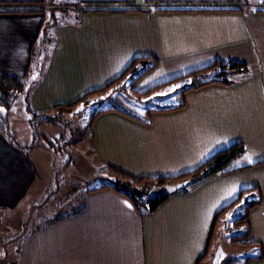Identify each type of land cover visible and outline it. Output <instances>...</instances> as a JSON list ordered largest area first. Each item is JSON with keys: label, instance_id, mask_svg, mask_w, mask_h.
I'll use <instances>...</instances> for the list:
<instances>
[{"label": "crops", "instance_id": "0c3cea01", "mask_svg": "<svg viewBox=\"0 0 264 264\" xmlns=\"http://www.w3.org/2000/svg\"><path fill=\"white\" fill-rule=\"evenodd\" d=\"M83 1V23L59 29L67 44L60 40L33 93L40 111L106 86L142 56H155L159 64L134 84L137 92L219 62L248 66L247 75L227 74L231 84L181 91V99L170 103L185 104L177 109L150 112L149 107L142 115L125 109L137 118L116 110L98 115L92 132L95 155L108 169L102 184L113 178L111 168L135 178L178 176L235 142H245L247 151L226 172L170 195L153 212L137 208L111 187L89 190L80 208L44 222L19 249L9 246L13 260L7 264H207L214 257L220 219L239 210L236 205L222 209L241 190L255 186L263 201L250 212L253 243L244 245L255 251L246 264H264V163L254 165L264 160V1ZM16 2L0 0V64L8 67L18 58L27 70L41 24L31 10L36 3ZM153 93L135 99L145 103ZM31 162L26 150L0 130V213L34 182ZM233 188L238 191L228 198ZM2 217L0 255L6 248L2 241L14 237L19 226L9 231ZM257 255L262 258H253Z\"/></svg>", "mask_w": 264, "mask_h": 264}, {"label": "rangeland", "instance_id": "374dc122", "mask_svg": "<svg viewBox=\"0 0 264 264\" xmlns=\"http://www.w3.org/2000/svg\"><path fill=\"white\" fill-rule=\"evenodd\" d=\"M18 1L17 4H13H27V2L19 3ZM30 1L36 3L34 5H37V9H39V11H34L36 14L34 18H37L41 25L38 28L36 41L30 47L31 53L27 62V70L21 67L24 60L22 62L18 58L8 67L3 66L4 63L0 64V73L15 75L23 79L22 88L18 90V97L12 103L10 110L8 111L5 107L0 106V122H2L4 116L9 117L8 127L12 138H14L12 141L20 144L33 143L35 137L32 117L36 116L38 112H50L58 115L64 123L59 125L37 124V131L46 135V138L42 139V143L46 145V148L38 146L34 149L25 148L37 175L34 176V182L29 188L21 192V196L18 197L17 201L12 202L6 208L7 211H1L0 216H3L2 220L6 221V224L2 223V226H6L9 231L18 224V222L16 223L17 220H22L27 210L30 212L44 207V213L38 215L34 223L37 221L46 222L49 219L53 221L59 216H63L72 208L78 207L84 197L86 199L88 188L97 187L107 181L104 175L108 172V169L98 161L94 151L93 132L89 126L91 114L95 108L94 105L79 103L72 108L59 112L54 108L40 111L32 102L33 93L48 72L50 59L54 50L60 44V40L67 44L66 34L62 32L60 35L59 29L68 25H81L83 14L87 13V11L81 10V2H83L82 4H86V2L83 0ZM249 1L258 3L264 0ZM51 3L54 5H51ZM87 3L92 4L89 0ZM140 71V69L135 68L133 74L135 75ZM239 73L247 75L248 68ZM186 81H190V79ZM184 83L185 81L168 84L155 92L154 95L167 92L175 85ZM107 92L100 93L98 97L107 96L109 91ZM180 99V88L167 96L157 95V97L148 99L149 101L145 103L137 101L135 97H129L124 92L115 91L112 93L111 98L104 100L103 106H118L142 115L146 113L149 107L156 108L158 105H168L172 101ZM82 105L84 106L82 111H77ZM4 134L6 135L5 132ZM7 138L9 139L8 136ZM55 147H60L61 150L56 152ZM61 181H65V183L59 187L57 184ZM70 183L71 187L68 186ZM242 212V210L236 209L232 211L231 217L230 214H225L220 219L213 236V252L215 253L218 247L222 246L227 253L223 262L225 264H246V256L255 251L253 247L237 243L232 238L234 233L241 230L237 231L238 228L231 224V220ZM235 239H241V237H235ZM9 259L13 260V257H9ZM211 260L207 264H211ZM2 261L3 258L0 257V262ZM9 262L8 260V262L2 263L7 264Z\"/></svg>", "mask_w": 264, "mask_h": 264}, {"label": "trees", "instance_id": "16d2710c", "mask_svg": "<svg viewBox=\"0 0 264 264\" xmlns=\"http://www.w3.org/2000/svg\"><path fill=\"white\" fill-rule=\"evenodd\" d=\"M31 10L39 11V9L37 8L31 9ZM158 64H159V59L156 58L155 56L138 57L132 62L130 66H128L125 69L124 72H122V74H120L110 83H108L106 86L100 89H97V90L87 92L83 96H81L79 99H77L76 101L70 104H59L55 106L54 109H57L60 112L62 110H67L69 108H72L73 106L79 103L83 105H91V104L94 105L95 108L92 111L90 124H89V126L92 129V124L94 122V119L101 113L105 111H109V110L120 111L134 118H137L136 116L132 115L131 113H129L128 111H126L125 109L121 107H118V106L104 107L103 106L104 100L111 98L112 93H114L115 91L124 92L130 97L137 96V99L141 101L142 94L150 95L152 94V92L155 93V91L157 92L161 90L164 86L168 84L171 85V83L185 81V83L182 84V87H180V90L183 93L187 90L196 89L203 85L209 84V83L199 84L197 81V78L201 76V74L203 73L208 76V74L211 73L212 70L219 68V67L226 68L228 69V71L225 73H221L217 79L213 80L210 83L231 84L233 80L229 79L227 77V74L247 70V64H244V63H239L236 61L219 62L204 70L190 72L188 74L182 75L173 80H169L161 84H158L145 92H137L136 90H134L133 88L134 84L144 74L155 69L158 66ZM135 68H138L141 71L134 75L133 70ZM188 79H190V81H186ZM22 83H23V79L21 77H17L15 75H10L6 73H0V106L5 107L8 111L10 110L12 103L18 97L17 92L18 90L22 88ZM105 91L106 92L109 91V94L107 96H104L103 98L98 97L100 93L105 92ZM154 93H153V97H157V95L156 94L154 95ZM158 96H161V95H158ZM184 105L185 104L183 102H181L178 105L168 104V105H163V106H158L156 108H152L149 111L152 112V111L172 110V109L183 107ZM8 123H9V117L6 115L4 116L2 122H0V130L6 133V135L9 137V140H11V142H14L12 141L14 138H12L11 136ZM42 123L59 125L64 122L62 121L60 116L51 114L50 112L36 113V116L32 117V125L34 127V137H35L33 143L31 142V143H26V144H20L16 142L18 147L24 148V149L25 148L26 149L35 148L37 146L46 148V145L42 143L43 142L42 139H45L46 135H44L43 133H39L37 131V124H42ZM55 149H56V152L61 150L60 147H55ZM246 151H247V145L245 142H242V141L235 142L225 148L217 150L213 155L207 158L197 168L190 170L188 172H185L183 174H180L178 176H158V177L135 178L120 170L111 168L114 175H113V178L110 180V182L101 184L97 187L88 188V190L100 189L104 187H111L115 189L116 191L122 193L123 195L127 196L137 208L142 209L147 212H153L170 195L164 196V197L150 198L148 195V192L152 185H163L168 182L189 180L188 186L184 189L178 190L177 192L188 191L193 184L198 183L217 172H226L224 170L225 167L228 166L230 163H232L238 157L245 154ZM261 163H264V160L261 162H257L254 165L261 164ZM64 183L65 181L64 182L61 181L57 185L61 187V185ZM68 186L71 187V183L68 184ZM59 193H61V191H59ZM262 201H263L262 191L258 186H255V187L246 188V189L241 190L240 195L236 199H234L230 204L226 205L222 209L223 211L229 207L236 205L239 208V210L243 211L239 216H236L233 219V225L236 227H239L240 228L239 230H241L240 232L234 233L232 235V238H234L236 242H242L243 244L253 243V241L249 240V235H250L249 216H250L251 210L257 207L258 205H260ZM78 207L80 208V205ZM74 211H75V208H72L71 210L68 211V213L74 212ZM45 212L47 213V211ZM41 213H44V207L41 209L31 210L30 212H28L27 210L26 214L23 216L20 223H18L19 226H17V229H16L17 234L14 235V237L12 238H7L2 241L6 245L4 254L0 255V257L3 258L2 262H8L9 260L8 259L9 252H10V249L8 248L9 246L15 245L16 249H19V247H21L23 242L25 241L27 234L41 228V226L45 224L44 221H37L36 223H34L35 219ZM241 227L243 228L241 229ZM235 237H241V239H235ZM253 258L261 259L262 255L253 256Z\"/></svg>", "mask_w": 264, "mask_h": 264}, {"label": "water", "instance_id": "95a60500", "mask_svg": "<svg viewBox=\"0 0 264 264\" xmlns=\"http://www.w3.org/2000/svg\"><path fill=\"white\" fill-rule=\"evenodd\" d=\"M228 69L219 67L214 70L208 76H199L197 81L199 84L210 83L217 79L221 73L227 72ZM189 180H181L175 182H168L163 185H152L149 189L148 195L150 198L164 197L176 193L180 189H184L188 186ZM227 253L222 246H219L214 253L211 264H222L226 258Z\"/></svg>", "mask_w": 264, "mask_h": 264}, {"label": "snow or ice", "instance_id": "6c2138e0", "mask_svg": "<svg viewBox=\"0 0 264 264\" xmlns=\"http://www.w3.org/2000/svg\"><path fill=\"white\" fill-rule=\"evenodd\" d=\"M182 87V85H175L172 89H169L167 92H162V93H157V95H164V96H167V95H170L172 92H175L176 89ZM151 99V98H150ZM83 105L81 106L80 109H77V111H82L83 109ZM248 159V162L251 163V159L250 158H247ZM238 191L237 188H233L229 193H228V198L232 197L235 195V193ZM129 207H131V205H128ZM230 217H231V214H230ZM229 217V218H230Z\"/></svg>", "mask_w": 264, "mask_h": 264}]
</instances>
